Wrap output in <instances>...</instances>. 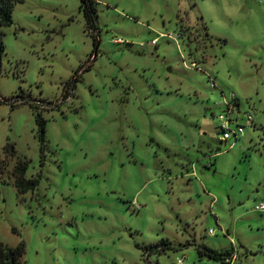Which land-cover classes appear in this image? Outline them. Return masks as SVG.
Listing matches in <instances>:
<instances>
[{
  "label": "rangeland",
  "instance_id": "1",
  "mask_svg": "<svg viewBox=\"0 0 264 264\" xmlns=\"http://www.w3.org/2000/svg\"><path fill=\"white\" fill-rule=\"evenodd\" d=\"M79 6L24 0L3 27L0 240L22 264H221L202 242L264 264V0H97L94 30ZM228 114L243 133L220 140Z\"/></svg>",
  "mask_w": 264,
  "mask_h": 264
},
{
  "label": "trees",
  "instance_id": "2",
  "mask_svg": "<svg viewBox=\"0 0 264 264\" xmlns=\"http://www.w3.org/2000/svg\"><path fill=\"white\" fill-rule=\"evenodd\" d=\"M24 0H0V58L2 52L5 50V44L3 41V35H5L3 27L10 25L13 17V6L17 2H22ZM97 0H80V6L79 9L82 10L83 15L86 19L87 26L94 30L95 29V22L97 20ZM68 83V82H67ZM71 84H66L64 87V90L62 92V97L59 102H62L66 100L70 95L72 91ZM71 90V91H70ZM18 95V94H17ZM13 95V96H17ZM12 96V97H13ZM20 96V95H18ZM11 100V98H10ZM38 102H44L47 103L49 106H56L55 103H53L52 100H46V99H37ZM5 101V100H4ZM2 102L0 98V103ZM21 103H27L31 107L35 109V122L37 125V132L36 136L38 138L39 142V151L41 159H44V151L48 147V142L45 136L46 133V119L43 118V115L41 113V110L38 107V103L36 104L35 98H23L21 97V100H19ZM232 102L236 105V108L239 106V102L236 99H233ZM15 146L12 143H7L5 145L6 153L8 154H14L15 153ZM27 164L28 162L26 160H22L21 158L18 159L17 163L14 165L13 168V174L15 176L14 183L17 187V190L20 194L26 193L29 190H33L38 182V178L31 177L26 178L25 172L27 170ZM25 243L21 241L18 244H15L14 246H7L3 243L2 240H0V264H22L23 255L25 252ZM195 245V250L197 252V255L199 258L207 257L210 258V260H220L222 261L226 255L230 254V249H222L217 250L211 248V246H208L205 243H193ZM172 247V243L169 240L166 239H160L157 242L150 243V244H144L140 246L143 253L150 255L151 253H160L164 252L166 249H169Z\"/></svg>",
  "mask_w": 264,
  "mask_h": 264
},
{
  "label": "built area",
  "instance_id": "3",
  "mask_svg": "<svg viewBox=\"0 0 264 264\" xmlns=\"http://www.w3.org/2000/svg\"><path fill=\"white\" fill-rule=\"evenodd\" d=\"M194 65V63H192ZM235 99L234 94H232L230 96V99L226 102L227 104V112L229 113L230 111H234V109L236 108V105L232 102V100ZM227 118H224V115H219V120L220 122V130L222 132L221 138L220 140H226L227 138H231L232 136L236 138H238V136H240L243 133V129L245 125H238L237 122H239V120L237 119L235 121V129L234 130H230L229 128V122L232 121L231 118H229V114L226 116ZM246 117V125L248 126L249 124L252 123V116L249 114H245ZM255 208L256 209H260L263 210L264 209V202L262 203H258L255 204ZM209 232L211 234L214 233V231L210 228ZM234 262V256L232 255H226L223 259V261H221V264H233ZM173 264H185L184 260L182 258L177 257L176 260L173 262Z\"/></svg>",
  "mask_w": 264,
  "mask_h": 264
}]
</instances>
